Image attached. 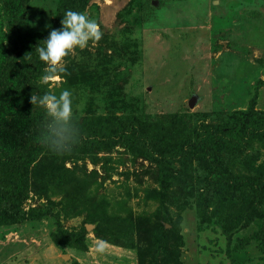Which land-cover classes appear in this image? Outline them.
Here are the masks:
<instances>
[{
    "label": "rangeland",
    "instance_id": "obj_1",
    "mask_svg": "<svg viewBox=\"0 0 264 264\" xmlns=\"http://www.w3.org/2000/svg\"><path fill=\"white\" fill-rule=\"evenodd\" d=\"M66 9L103 35L45 80L31 50ZM62 88L76 142L31 134L0 264H264V0H0V146Z\"/></svg>",
    "mask_w": 264,
    "mask_h": 264
},
{
    "label": "clouds",
    "instance_id": "obj_2",
    "mask_svg": "<svg viewBox=\"0 0 264 264\" xmlns=\"http://www.w3.org/2000/svg\"><path fill=\"white\" fill-rule=\"evenodd\" d=\"M50 28L43 44L36 48L39 58L46 62L49 71L43 79L58 72L66 71L64 58L74 48H84L90 40H99L103 35L98 21L84 11L66 9L61 26ZM31 103L42 105L47 113V123L43 135L44 142L56 152H68L78 136L74 123L73 93L69 88L46 91L42 95L32 93Z\"/></svg>",
    "mask_w": 264,
    "mask_h": 264
},
{
    "label": "trees",
    "instance_id": "obj_3",
    "mask_svg": "<svg viewBox=\"0 0 264 264\" xmlns=\"http://www.w3.org/2000/svg\"><path fill=\"white\" fill-rule=\"evenodd\" d=\"M58 28V26H56ZM43 42L37 43L34 48L31 50L32 57L39 58L38 53L36 52V48L39 45H42ZM44 123L42 125L31 124L28 127V130L24 133L19 134L17 129L10 125L8 129H6L10 135L14 137V141L16 143L14 151L12 154H9L4 148L0 146V196L6 198H13L15 196L16 188L18 186L23 167V158L28 150V144L30 142V136L33 132L45 129ZM257 130H250L248 133L252 135V133H256ZM224 136L220 133L210 134V138L213 140L219 139L222 141ZM90 138V137H89ZM230 142H234L233 140ZM52 241L55 245L66 244L68 246H72L78 249H82L85 246V240L83 237H79L75 234H66L65 238L62 241H59L56 237V234H51Z\"/></svg>",
    "mask_w": 264,
    "mask_h": 264
}]
</instances>
